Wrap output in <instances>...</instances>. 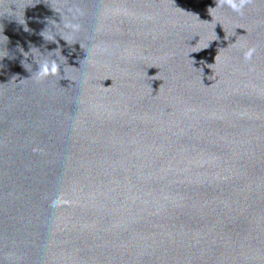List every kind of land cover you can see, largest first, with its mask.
I'll use <instances>...</instances> for the list:
<instances>
[{
	"label": "water",
	"instance_id": "95a60500",
	"mask_svg": "<svg viewBox=\"0 0 264 264\" xmlns=\"http://www.w3.org/2000/svg\"><path fill=\"white\" fill-rule=\"evenodd\" d=\"M0 264H264V0H0Z\"/></svg>",
	"mask_w": 264,
	"mask_h": 264
},
{
	"label": "clouds",
	"instance_id": "9594fccd",
	"mask_svg": "<svg viewBox=\"0 0 264 264\" xmlns=\"http://www.w3.org/2000/svg\"><path fill=\"white\" fill-rule=\"evenodd\" d=\"M221 3H227L229 6H231L233 8V10L235 11H241L243 9V7L248 4L251 3V0H239L238 3L235 2V0H221ZM251 58V52H248L245 56V59L248 60ZM57 201H53L52 202V206L55 207L57 206Z\"/></svg>",
	"mask_w": 264,
	"mask_h": 264
}]
</instances>
